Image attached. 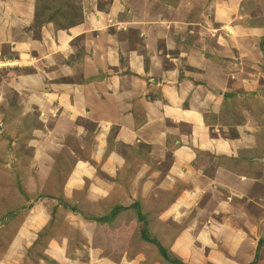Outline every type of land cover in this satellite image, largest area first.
<instances>
[{
	"label": "crops",
	"instance_id": "crops-1",
	"mask_svg": "<svg viewBox=\"0 0 264 264\" xmlns=\"http://www.w3.org/2000/svg\"><path fill=\"white\" fill-rule=\"evenodd\" d=\"M2 1L7 6L5 12L0 7V26H8V31L0 30V50L2 44L9 45V53L14 57L2 58L0 51V68L9 65L22 70L29 66L32 71L0 79V101L8 96L4 91L7 85L18 94L22 113L36 108L40 121L51 115L53 124L45 127L47 134L40 136L30 166L21 175L27 178L34 171L41 185L32 190L26 187L24 193H38L39 198L32 199L28 206L20 204L18 208L25 213L22 219H15L17 229H3L8 218L3 219L4 224L1 222L0 242L5 246L0 250V264H146L137 245L125 247L121 243L136 226L132 207L135 202L150 198L157 202L154 185L171 190L173 180L192 181L198 174L203 175L207 167L214 171L212 159L221 157L227 161L220 170L235 176L232 172L238 158V140L213 133L217 130L213 115L240 92L248 95L242 91L250 86L251 71H244L241 61L233 58V49L237 47L235 34L251 30L250 23L254 22L250 1L138 0V5L137 0H103L110 1L106 9L86 14L80 23L58 33L52 26L50 30L45 26L39 37L30 28L36 0ZM158 4L172 13L167 16L173 21L165 20L166 15L153 18L151 11ZM141 5L144 7L139 9ZM128 7L133 28L130 29L142 40L139 45L137 40L131 47L123 48L121 43L125 39L121 34H109L110 26L105 20ZM151 18L158 19L161 26H151L147 31ZM89 32L96 35L88 37ZM77 37L82 38L84 55L81 60L69 62ZM242 44L249 49L250 43ZM174 46L180 50L179 55L171 54ZM140 49L148 58L147 67ZM180 61L192 70L181 71ZM135 104L139 105L137 112ZM86 122L94 131L91 142L86 140ZM211 133L214 136L209 137ZM245 133L247 142L245 139L241 147L249 152L257 144L254 138L250 139V133ZM144 145L147 148L143 150L140 147ZM168 150L172 158L166 172H162L163 177L158 182L143 183L148 164L152 163L153 168L163 163ZM226 152L230 153L229 158L223 156ZM262 159V155L256 158V166ZM137 161L142 162L140 169H133L130 174ZM58 162L64 165L60 170L56 168ZM153 172L150 176L155 178ZM56 174L63 175L64 182L59 191H52L46 185L49 177ZM229 184L232 182L223 187L228 197L235 190ZM186 185L183 184L184 190ZM194 195L193 202L187 199L184 203L186 196L180 195L168 207L161 203L155 208L163 209L156 217L160 226L167 229L172 226L171 220L180 219L181 206L185 209L196 203L194 209L206 211V206L214 202L207 194L198 201ZM243 201L248 199L243 197ZM70 205L80 208L74 212ZM233 205L223 200L218 206L220 214L227 213L225 219L230 226L233 223L227 219L228 213L240 212ZM144 207L140 205L141 210ZM112 210L118 217L110 224L106 218ZM187 228L174 237L173 251L191 241ZM244 233L234 235L244 240ZM229 258L223 255L224 264H232Z\"/></svg>",
	"mask_w": 264,
	"mask_h": 264
},
{
	"label": "rangeland",
	"instance_id": "rangeland-1",
	"mask_svg": "<svg viewBox=\"0 0 264 264\" xmlns=\"http://www.w3.org/2000/svg\"><path fill=\"white\" fill-rule=\"evenodd\" d=\"M249 1L251 15H253L251 20L254 22L250 23L252 24L251 30L245 29L244 33L241 31L240 33L236 32L237 34H235V38L237 47H234L233 49V58L236 61H241V65H244V71H251V78L248 82L250 86L248 87L246 85L244 88L245 90L242 91L246 92L248 95L246 94L247 96H243L240 92L234 97L235 99H231L226 105L223 103L219 113L215 114L216 116L213 115V121L217 125V130L213 133L218 132L223 138L238 140V146H236V150L237 148L238 150L235 153L238 155V158H235V172L232 173L241 178L233 177L231 174H224L225 172L221 171L219 167H223L227 161H224L218 156L220 157L219 160H211L214 164V171L209 170V167H207L204 170L203 175L198 174L199 177H196L195 179L192 178V181L190 179H186V181L173 180V188L171 190L161 189L163 187L154 185L152 188L155 189L154 192L157 193L160 201L158 199L156 202L153 198H150L138 203L139 205L143 204L146 206L142 209V213L145 215L149 209L154 210L159 207L161 203V206H164L165 208L168 207L180 195L186 196L183 200L184 203L187 199H191V202H193L191 198L193 194H195L194 196L196 197L194 198L197 201L200 200L202 196L205 197L206 194L209 195V197H213L214 202L208 207L206 206V211L194 209L196 203H193L185 209L181 206V208H179L180 210L178 209L180 219L174 221L171 220L172 226H167V229L160 227L161 223L156 218L157 216L153 215L154 220L151 219V213L149 214L150 216H144V219L149 221V228H147L146 232H150L152 237L155 235V230L157 229L155 236L162 241L176 237V235H179L184 228V231H186V228L188 227L187 230L191 241L189 243L183 242V244H181L183 246L182 248L180 246L175 248L176 251L183 253L182 257H180L176 251L172 250V246L169 248L170 254L180 257L181 260L187 264H224V260L222 259L223 255L230 257L229 259L232 261V264H250L256 255L255 264H264V159L261 160L259 166H256V163H254L259 155L264 156V115L260 117L259 112H257L262 109L261 106L264 107V0ZM137 2H139L138 5L141 4L140 1L137 0ZM109 5L110 1L103 0H36L30 28L34 30V35L36 37H39L41 31L42 33L45 31L43 29L45 26V28L49 30L52 26L55 33L65 31L69 26L71 27L72 25L80 23L86 14L90 15L91 13H99L102 9L104 10L109 7ZM6 6L7 2L2 1L0 3L1 10L4 12ZM143 7L144 5H141L139 9H142ZM162 8V5L158 4L157 7L151 11L153 18L162 15L167 16V14L170 16L172 14ZM130 15L131 7H128V9L121 10L116 16H111L108 20H105L107 26H110V28H108L109 34H112L113 36L121 34L120 37L125 39L123 43L117 42V44L121 43L122 46L124 45L123 48L131 47L130 44L137 40V44L139 45L142 40L138 38L135 31L131 30L133 28L131 27L132 20H130ZM169 16H167L165 20L173 21ZM153 18L150 19L152 24L148 23V26L146 27L147 31L151 30V26H153V28L161 26L160 23H158V19L153 20ZM0 30H2V32H7L8 26L4 27V25H2L0 26ZM87 35L88 37H93L96 35V32H89ZM81 41V37H77L73 41L76 49L68 58L69 62H75L77 59H82L84 51ZM243 41L248 42V44L250 43L248 50L247 46L244 47L242 44L245 43ZM114 44H116V42H114ZM8 46L9 45L2 44L0 50L2 58H5V56L10 58L14 57V55L9 53L10 49ZM171 50L172 55H179L180 53V50L176 46ZM140 54L144 58V66L147 67L149 63L146 54L141 49ZM220 54L222 53L220 52ZM218 58L223 59L224 57L218 56ZM243 60H246V62ZM180 62L181 63H179L178 67L181 71L184 70V68L186 70H192V68L184 61ZM4 66L5 67L0 68V79L4 80L14 78L18 72L24 71L25 73H30L32 71L29 66L22 70H17L9 65ZM253 68H256V70H253ZM239 85H241V83ZM4 91L8 96L4 101H0V125L2 126L0 127V227L2 226V215L5 213L7 214V212L9 213V210L13 211L19 207L20 204L28 206L32 199L39 198L40 195H38V193L27 194L28 197H26V195L24 196L23 193L26 187L28 190H32L34 186L39 187L41 185V180L36 178L34 171L32 170V174L29 175L32 176L31 178L29 176L27 178L21 177V175L22 172L25 171V168H29L30 166L29 161L32 158L34 146L40 139V136L42 133L47 134V129L45 130V127L49 128L53 124L51 115L44 117L42 121H40L36 108H32V110L27 113H22L18 94L7 85L4 87ZM234 92L237 93L238 91ZM257 94L261 97H258ZM138 106L139 105L135 104V112L138 111ZM253 111L257 113L254 114ZM246 116H249L250 119L245 120ZM248 121L250 123H248ZM85 124L86 127L89 128V134L86 135V140L91 142L94 137V131L90 130L92 126L89 122H86ZM246 131L247 133H250V139L254 138L255 144H257V148L251 146L249 152H246L243 146L241 147L243 143L247 142ZM255 132L259 134V137L256 136ZM213 133L209 134V137L211 135L214 136ZM245 139L246 142H243ZM108 141H110V143L112 142L111 136L108 137ZM140 148L144 150L147 146L144 145V147ZM169 151L171 150L166 151V157L164 158L163 163H154L157 165H154L153 168L151 165L152 163L148 164V166H150L146 172L148 175L146 174L141 180L143 183L158 182V180L163 177L164 174H162V172H166V167L168 168L172 158V154L169 153ZM227 154L230 153L226 152L223 156L229 158L230 156ZM211 157L215 156L211 155ZM137 160H139V158H137ZM137 162L138 163L136 164H132L133 168H130V174L133 173V169L134 171L140 169L142 162ZM152 171H154L153 175L155 178L150 176L152 175ZM229 182H232V184L229 185H232L235 190L234 193L231 192L232 195L228 197L229 194L226 193L224 195L223 190L225 189H223V187ZM184 183L187 184L185 190L183 187ZM46 191L47 190H44V192ZM243 197L244 199H248L249 203L248 201L245 203ZM223 200L234 204L233 206L235 209L240 210L239 213H233L232 211V215H230V212L228 213L229 216H227V219H230L233 226H230L229 220L225 219L227 213L222 215L218 210V206ZM4 206L5 209L2 210V207L4 208ZM207 208H210L211 210L209 209V211H207ZM116 215L117 212L115 213L112 210L110 215H107L108 219L106 218V221L113 224L115 218L118 217V215L117 217ZM143 215H141V217ZM22 218L23 217L17 218V220ZM244 219H247V221L244 222ZM133 221L136 226L132 229V234L128 233L125 240L121 241L122 245L123 243L125 244V247H135L136 243H139L137 240L139 228L141 229L139 222L142 221L141 218L138 217L134 218ZM226 222H228L229 225H225L224 223ZM190 226L191 228H189ZM17 227L18 222L15 218H10V216H8L7 229H10L11 231L17 229ZM158 228L161 229L160 233L158 232ZM237 232H245V239L242 240L241 237H235L234 233ZM164 243V246H166V242ZM4 246V243L0 242V250H3ZM137 249L144 253V262L146 264H164L163 260L160 257H157L158 250L155 246L151 244H148V246L142 245L141 242L137 244ZM231 249H233V251H231ZM232 256L235 257L233 258Z\"/></svg>",
	"mask_w": 264,
	"mask_h": 264
},
{
	"label": "trees",
	"instance_id": "trees-1",
	"mask_svg": "<svg viewBox=\"0 0 264 264\" xmlns=\"http://www.w3.org/2000/svg\"><path fill=\"white\" fill-rule=\"evenodd\" d=\"M261 108L262 109L260 111H257V112H259V116L260 117L264 115V107L261 106ZM257 112H254V114H256ZM260 112H261V114H260ZM63 167H64L63 163H60V162H58L57 165H56L57 170H60ZM59 175H61V174H59ZM59 175L56 174V175H52V176L49 177L48 182H47V187H49V190L55 191L57 189V191H59L62 188L61 185L64 182V176L63 175L59 176ZM59 193H61V192H59ZM25 195H26V197H28V195L24 193V196ZM62 198H61V200L64 199V198L63 199ZM138 203L139 202H135L133 204V206H132L133 209L135 210L136 217L141 218V221H142V222H139V225L141 226V229L139 228V235H138L137 240L139 242H142V243L145 242V243H148V244H151V245L155 246L156 249L158 250L157 251V257H160L163 260L164 264H187V263H184L181 260L180 257H178V256H176L174 254H170L169 248L172 245V242H173L174 238H170V239H167L166 241H162V240L158 239L155 236L157 229L155 230V235H153L152 237H151V233L150 232H146L147 228H149V225H148L149 221L147 219H144V216L145 217L146 216H150L149 214L151 213V218H152L153 215L157 216L158 213L161 212L163 209L162 208L161 209L160 208L159 209H154V210L151 209L152 210L151 212H147L145 215H143L142 210L140 208V205ZM78 208H80L79 205H70V210L71 211L76 212ZM3 209H5V206H4V208L2 207V210ZM24 213L25 212L20 211V209L18 207L16 209H14L13 211L9 210V213L7 212V214L5 213L6 215L4 214V215L1 216V222H3V224H4L5 222L3 221V219L4 218H8V216H10V218L13 217L15 219L23 217L22 215H24ZM141 215H143V216L141 217ZM16 216H17V218H16ZM3 229H7V222L5 223ZM7 230L10 231V229H7ZM158 232L159 233L161 232L160 228H158ZM163 236H164V234H163ZM164 242H166V244H167L166 246H164V244H165ZM137 244L138 243H136V245ZM258 246H259V244H258ZM255 263H256V255H255L254 259L252 260V262L250 264H255Z\"/></svg>",
	"mask_w": 264,
	"mask_h": 264
}]
</instances>
